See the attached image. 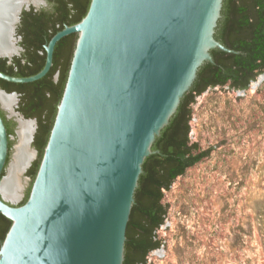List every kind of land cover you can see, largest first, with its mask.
<instances>
[{
  "label": "water",
  "instance_id": "1",
  "mask_svg": "<svg viewBox=\"0 0 264 264\" xmlns=\"http://www.w3.org/2000/svg\"><path fill=\"white\" fill-rule=\"evenodd\" d=\"M222 2L91 0L80 22L65 26L44 46L39 73L17 78L0 72L10 83L38 81L52 67L55 45L77 35L54 123L21 206L2 193L12 137L0 116V214L11 222L0 264H123L134 193L155 139L198 69L213 61L210 51L232 52L214 38ZM11 3V24L16 12L18 23L23 10L46 5L44 0ZM15 27L10 26L9 44L17 53H0L9 61L23 52L12 43ZM0 93L15 100L11 110L1 103L0 109L15 117L16 145L20 121L32 122L31 149L37 121L15 111L17 93L1 88Z\"/></svg>",
  "mask_w": 264,
  "mask_h": 264
},
{
  "label": "trees",
  "instance_id": "2",
  "mask_svg": "<svg viewBox=\"0 0 264 264\" xmlns=\"http://www.w3.org/2000/svg\"><path fill=\"white\" fill-rule=\"evenodd\" d=\"M49 10L23 11L18 28L23 49L11 61L0 58V72L17 78L39 73L45 63L44 46L65 26L80 22L86 15L91 0H46ZM220 19L214 38L231 53L218 49L210 51L212 62H205L197 71L190 90L181 99L176 113L160 132L152 145V154L142 165V174L134 193V203L126 228L123 264H144L146 254L158 243L155 231L164 222L165 209L161 204L163 191L185 171L210 155L211 150L200 151L197 143H190L191 106L197 96L207 89L229 85L246 90L255 78L264 74V0H223ZM77 39L76 34L61 39L54 48L52 67L40 80L16 84L0 79V87L7 93H17V111L25 119H35L37 129L32 147L37 159L27 170L31 184L23 205L29 196L52 129ZM8 137H13L15 124L0 111ZM12 141L9 140V149ZM9 161V154L7 163ZM4 175V173L2 174ZM11 222L0 214V246Z\"/></svg>",
  "mask_w": 264,
  "mask_h": 264
},
{
  "label": "rangeland",
  "instance_id": "3",
  "mask_svg": "<svg viewBox=\"0 0 264 264\" xmlns=\"http://www.w3.org/2000/svg\"><path fill=\"white\" fill-rule=\"evenodd\" d=\"M189 126L190 143L211 152L162 192L161 247L147 264H264V74L246 90L207 89ZM16 182L17 198L7 199L14 206L31 180L24 173Z\"/></svg>",
  "mask_w": 264,
  "mask_h": 264
},
{
  "label": "bare ground",
  "instance_id": "4",
  "mask_svg": "<svg viewBox=\"0 0 264 264\" xmlns=\"http://www.w3.org/2000/svg\"><path fill=\"white\" fill-rule=\"evenodd\" d=\"M11 1L12 0H0V53L14 51V54H16L17 51L15 52V49L11 46V44H9L10 26L14 30V27L17 24L18 16V13L16 12V17L13 19L14 21L11 24L12 17L10 13L14 7ZM19 1L20 0H14V3L16 4ZM12 43L14 44L15 41ZM0 103L5 109L11 110L15 104V100L12 96H4L0 93ZM32 132V122L20 121V127L18 131L19 140L15 146L16 150L14 153V159L9 169V174L2 185V193L7 199L17 198L19 185L16 182V177H19V174L24 171L25 166L33 158L34 152L30 150L29 147Z\"/></svg>",
  "mask_w": 264,
  "mask_h": 264
},
{
  "label": "flooded vegetation",
  "instance_id": "5",
  "mask_svg": "<svg viewBox=\"0 0 264 264\" xmlns=\"http://www.w3.org/2000/svg\"><path fill=\"white\" fill-rule=\"evenodd\" d=\"M46 3H47V1L46 0H44ZM48 4V3H47ZM48 6H50L49 4H48ZM30 8H34V7H30ZM30 8H29V10H30ZM35 9V8H34ZM29 10H23V11H29ZM36 10V9H35ZM39 10H42V9H39ZM39 10H36V11H39ZM44 10H46V9H44ZM22 11V12H23ZM22 12H21V14L19 15V22L16 24V27H15V34L13 35V38H12V42H14L15 41V43L14 44H16L17 46H19V47H21L20 46V42H21V36L20 35H18V28H19V26H20V19H21V15H22ZM22 48V47H21ZM22 54V53H21ZM1 88V87H0ZM18 102H19V96H18ZM18 102H17V107H18ZM13 106V105H12ZM17 107H16V109H15V111L16 112H18L17 111ZM0 111L3 113V115H4V117L7 119V120H10V121H12L14 124H15V127H14V132H15V128H16V121H15V117L14 116H10L7 112H5V111H3V110H1L0 109ZM15 135V134H14ZM12 141V140H11ZM12 148H13V145H11V148H10V151H9V160H10V157H11V151H12ZM33 148V147H32ZM33 150H35L34 148H33ZM32 150V151H33ZM36 151V150H35ZM34 158V157H33ZM32 158V159H33ZM31 159V160H32ZM34 162V160H32V162H31V165H30V167L32 166V163ZM8 163H9V161H8ZM29 167V168H30ZM28 168V169H29ZM27 169V170H28ZM27 172V171H26ZM26 172H25V174H26ZM29 180H31L28 176H26ZM26 194V193H25ZM24 197H25V195H24ZM24 197H23V199H24ZM165 209V208H164ZM165 211H166V209H165ZM165 215H166V213H165ZM165 218V217H164ZM164 223V222H163ZM163 225V224H162ZM161 225V226H162ZM160 226V227H161ZM160 227H158L157 229H156V231H155V238H154V241L155 242H157L158 243V247H155L154 249H151L147 254H146V256H145V263L144 264H147V258H148V256H149V254L151 253V252H154V251H156V250H158L160 247H161V243L159 242V240H158V238H157V236H156V233H157V231H158V229L160 228Z\"/></svg>",
  "mask_w": 264,
  "mask_h": 264
}]
</instances>
